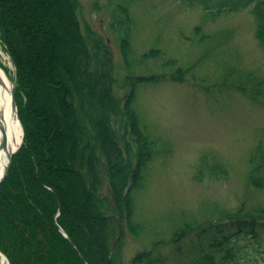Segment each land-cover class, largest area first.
Masks as SVG:
<instances>
[{"label": "rangeland", "instance_id": "rangeland-1", "mask_svg": "<svg viewBox=\"0 0 264 264\" xmlns=\"http://www.w3.org/2000/svg\"><path fill=\"white\" fill-rule=\"evenodd\" d=\"M17 1L25 5L36 2ZM60 1L46 0V4L51 7L49 21L58 30L65 64L72 61L65 47L70 44L65 27L70 31L77 22L89 50L97 47L100 60L109 61L104 78L115 83L113 87L108 84L114 98L107 99L105 108L102 88L95 83L88 95H96L100 111L99 115L86 111L87 118L65 97L63 90L75 76L67 77L64 63L65 67L61 64L54 70V76L50 77V68L40 74L49 81L50 90L66 98L64 102L71 106L68 122L77 125L72 132L74 141L68 144V149H75L66 159L70 173H91L89 165L98 163L99 175L93 183L101 189V196L83 190V211L98 213L109 199L107 178L113 187L121 220L107 233V245L118 236L109 256L120 264H135L153 251L159 264H198L196 260L213 254L214 264H219V250L229 246L237 248L240 260L256 258L264 264V46L257 38L254 17L264 0H250L233 11L207 9L199 0H75L72 6L69 0ZM67 4L72 9L74 5L72 17L67 14ZM13 39L9 32L6 41L0 29V67L13 85L23 137L0 183V193L10 190L15 173L23 180L19 170L23 167L13 166V160L27 138L26 111L33 112L23 85L28 80L22 73L25 66L22 61V70H18L10 50L16 48ZM69 91L73 92L71 87ZM131 112L128 119L132 116L136 125H130L123 140V123ZM63 130H55L53 136H62ZM85 130L97 136V147L85 138ZM137 130L147 141V160H131L126 150L124 153L123 142L133 147ZM83 147L88 151L84 153ZM23 152L27 167L45 177L43 161H39L41 167L32 165L27 150ZM85 184L92 183L85 180ZM55 188L61 193L60 187ZM60 209L53 222L63 232L58 223ZM69 212L76 224L80 221L90 230L76 209ZM96 217L101 219L99 213ZM218 241L221 247L216 246ZM0 255L6 260L0 264H10L2 251Z\"/></svg>", "mask_w": 264, "mask_h": 264}, {"label": "trees", "instance_id": "trees-1", "mask_svg": "<svg viewBox=\"0 0 264 264\" xmlns=\"http://www.w3.org/2000/svg\"><path fill=\"white\" fill-rule=\"evenodd\" d=\"M199 1L207 9L232 11L250 2V0ZM60 2L65 4V0ZM69 4L75 5V0H69ZM74 5L72 9L67 4V14L70 17H72L71 13L74 14ZM119 9L121 10V7ZM50 14L51 7L46 4V0H36L35 3H29L28 5L19 4L17 0H0V29L6 41H8L9 32L14 36L12 44L16 45V48L13 51L10 50L13 57L15 56L14 59L16 58L19 71L22 70L20 63L23 61L26 71L23 69L22 73L24 72L28 79L27 83L25 82L23 85H25V94L29 99L28 105L33 106L31 107L33 109L32 113H28L30 110L26 111L28 116L25 121H27L28 128L25 130V136L27 135V138L24 137V143L16 154L15 161L13 160V166L23 167L19 169L23 180L20 182L15 173L12 176L10 190L4 189L0 193V251L7 256L10 264H120V261L117 262L109 256L116 247L118 236L112 244H106L107 233L111 225L114 226V223L117 222L119 224L121 220V212H118V209L116 210L117 206L114 204V190L110 181L107 178L106 190L109 199L107 198L108 201L104 200L102 209H98L99 219H102L98 220L96 217L98 213L96 212L95 216L90 209L86 214L83 211L82 203L83 190L88 193L92 192L96 198L99 195L101 196V189H98L96 184L93 183L99 175L96 170L98 163L95 161V163L92 162L93 165H89L90 171L92 170L91 173L77 171L74 175L70 173V167L66 165V159L70 158L71 153L75 150L73 148L68 149V144L73 139L72 132L77 125L74 122L71 124L68 122V116L66 115L71 112V106H67L64 100L67 98L73 109H79L80 114H84L86 117V111L87 114L93 112L95 115H99L100 101L95 97V94H88L92 92L91 90L97 82L100 83L99 85L102 88L103 96L101 98L104 99L101 100V104L103 108H105L106 105L104 104L107 103L108 98V102L114 98L110 96L108 88V84L113 87L112 82L114 83V80L109 83V80L107 82L104 78L108 73L109 61L100 60L97 47L94 46L91 51L89 50L78 23H73L75 26L72 24V28L70 20L67 21L71 27L70 31L65 27L64 32L70 43L65 47L69 49L72 61L70 64H65L61 51L63 45L58 41V30L49 21L51 19L49 18ZM254 14V17L258 20L257 32L259 36L257 38L264 46V5L259 6ZM63 63L69 72L67 77L75 76L74 80L70 81L69 86L73 92L69 91V87L62 80L63 85L66 86L63 90L66 98L60 97L61 92L50 90L48 88L49 81L43 80L41 77L42 74H46L47 68L51 70L50 77L54 76ZM88 72L90 73L88 74ZM80 74L84 77L79 76ZM83 83H87L88 87H82ZM37 92H40L39 96L38 94L35 95ZM55 106L58 107L57 113L54 110ZM93 108L95 111H92ZM93 113L91 114L93 115ZM58 115L60 116L59 121L56 119ZM129 115H132V112L126 116L127 120L123 123V140L127 136L128 129L135 124L132 116H130V120L128 119ZM73 117L75 119L74 115ZM78 117L81 120L82 116L78 115ZM59 128L64 129L62 136H53L54 131L59 130ZM98 128L101 133L104 130L102 134H106L104 128ZM98 128L93 130L97 131ZM83 135H86L85 138L87 137L88 140H92L93 148L99 145L97 136H92V132L85 130ZM133 136H131L134 142L133 147H130L127 142H123L124 153L126 150V155L130 156L131 160H147L150 151L146 146L147 141L144 140L145 138L138 130ZM117 144L115 143V146L118 149ZM87 148H89V145ZM23 149H26L29 153L32 165L36 166L40 160L43 161L45 177L39 172L34 174L32 167H27V159ZM82 149L84 153L88 151L85 150V147ZM115 151L119 153V150ZM45 153L47 154L46 157L44 156ZM46 158L50 162H46ZM101 163L102 165L105 164V155ZM131 163L132 161L129 160V164ZM39 166L42 165L39 164ZM134 176L136 175H132V177ZM85 180H90L91 186L86 185ZM251 183L254 184L253 178H251ZM47 186L51 190L47 189ZM55 186L60 187L61 193L57 192ZM11 190L12 192H10ZM96 202L94 208H96ZM58 208H61V213L65 211L66 219H64V215L62 217L63 213H59L58 223L66 237L55 227L56 225L53 222ZM73 209L78 211L80 217L83 216L87 220L91 231L79 219V223L76 224L75 220L71 218L69 210L73 211ZM104 212L108 216H103ZM113 212L118 215L113 214ZM108 218H111L113 222H107L106 219ZM42 219H44V224ZM90 238L92 241H90ZM92 242H94L93 246L91 245ZM221 244L218 241L216 246L221 247ZM219 252H222L219 264H259L256 258L240 260L242 256L237 255L239 252H237L236 247L227 246L221 248ZM153 255V251L148 252L144 255L143 262L135 264H159L157 258H155L156 260L153 259ZM145 259L146 261H144ZM196 262L198 264H214L215 259L213 254L205 255ZM130 264H133V262H130Z\"/></svg>", "mask_w": 264, "mask_h": 264}, {"label": "bare ground", "instance_id": "bare-ground-1", "mask_svg": "<svg viewBox=\"0 0 264 264\" xmlns=\"http://www.w3.org/2000/svg\"><path fill=\"white\" fill-rule=\"evenodd\" d=\"M13 97V85L0 67V182L5 175L9 154L17 152L23 137ZM0 260L6 261L3 255H0Z\"/></svg>", "mask_w": 264, "mask_h": 264}, {"label": "water", "instance_id": "water-1", "mask_svg": "<svg viewBox=\"0 0 264 264\" xmlns=\"http://www.w3.org/2000/svg\"><path fill=\"white\" fill-rule=\"evenodd\" d=\"M13 99H14V97H13ZM14 103H15V101H14ZM15 112H17L16 104H15ZM13 156H14L13 152L11 154H9L8 161H7V164H6V167H5L6 168L5 169V175H4L3 179L1 180V182L4 180V178L6 177V175L8 173V170H9V167H10L11 160H12ZM62 233H63L64 237H66V234L64 232H62Z\"/></svg>", "mask_w": 264, "mask_h": 264}]
</instances>
